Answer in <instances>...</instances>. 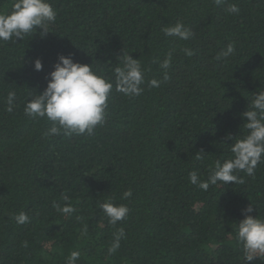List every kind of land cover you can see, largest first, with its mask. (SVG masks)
I'll return each mask as SVG.
<instances>
[{"label": "trees", "instance_id": "trees-1", "mask_svg": "<svg viewBox=\"0 0 264 264\" xmlns=\"http://www.w3.org/2000/svg\"><path fill=\"white\" fill-rule=\"evenodd\" d=\"M49 2L57 12L50 33L0 42V264H67L72 251L80 252L76 264H246L236 223L249 204L253 217L264 218V164L254 178L239 173L243 184L207 191L188 176L207 180L215 162L231 155L227 137L246 134L241 114L264 90V0ZM14 3L0 0V13ZM229 3L238 15L225 12ZM178 21L191 39L164 37L161 28ZM229 43L233 55L217 61ZM182 47L195 54L186 57ZM172 49L168 82L146 83L134 99L113 89L106 123L92 136L48 139L50 125L24 114L58 55L114 80L118 57L128 54L147 82L162 79L159 61ZM9 91L17 94L12 113L4 111ZM65 195L76 209L70 216L53 207L64 206ZM108 201L126 205L127 218L110 225L99 207ZM21 211L30 222L17 225L13 215ZM120 229L124 238L109 255Z\"/></svg>", "mask_w": 264, "mask_h": 264}, {"label": "clouds", "instance_id": "clouds-1", "mask_svg": "<svg viewBox=\"0 0 264 264\" xmlns=\"http://www.w3.org/2000/svg\"><path fill=\"white\" fill-rule=\"evenodd\" d=\"M226 0H213L217 6L225 4ZM225 12L228 15H238L240 8L235 3L227 4ZM57 12L49 0H15L12 10L0 13V42L22 40L25 36H33L37 29L42 30L41 35L50 33V27L55 25ZM166 38L177 41H187L194 35L191 29L185 27L183 22L161 28ZM180 51L188 58L195 53L191 48L182 47ZM235 45L227 44L226 48L215 57L217 61L227 60L233 55ZM175 49L165 54L159 61L162 79H151L146 82L145 70L139 59H133L128 54L118 57V64L114 68V80L106 79L93 70L92 65H83L73 61L72 56L58 55L53 65L44 90L34 94L24 104V114L32 120H45L50 127L43 133L45 138L57 136H92L98 127H102L108 117V100L113 91L122 94L128 99H134L144 92V85L158 88L170 79L168 72L172 67ZM33 69L42 70L39 58L32 61ZM17 94L9 91L4 101V111L12 113L17 106ZM244 120L243 128L246 134L240 138L228 136L232 140L229 145L230 157L223 162L217 160L207 180H201L196 171L190 172L188 180L200 189L207 191L210 186H226L243 184L244 178L255 176L257 165L264 164V90L252 96L247 110L241 114ZM200 154H203L202 152ZM198 159L202 155L197 156ZM132 195L131 190L123 193L122 199ZM66 202L64 206L53 205L62 215H71L76 209L68 203V196H62ZM110 225H116L125 220L130 209L124 205H115L111 201L99 205ZM253 207L242 210L243 219L237 224V243L241 246L243 260L251 264L254 259L264 257V218L253 217ZM17 225L30 222L29 215L21 211L13 215ZM79 219V218H78ZM87 228L83 229V234ZM124 238L123 229L115 235V239L108 249L109 255L116 252L120 240ZM80 258L79 251H72L67 258V264H76Z\"/></svg>", "mask_w": 264, "mask_h": 264}]
</instances>
